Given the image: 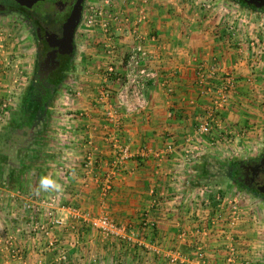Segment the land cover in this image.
Returning <instances> with one entry per match:
<instances>
[{
  "label": "crops",
  "instance_id": "0c3cea01",
  "mask_svg": "<svg viewBox=\"0 0 264 264\" xmlns=\"http://www.w3.org/2000/svg\"><path fill=\"white\" fill-rule=\"evenodd\" d=\"M219 4L205 10L191 0H148L145 5L149 19L144 30L152 55L149 68L159 76L146 88L145 108L130 116L121 115L119 125L109 122L104 109L95 107L94 101L102 85L112 89L116 97L120 84L106 81L105 68L110 62L124 68L123 60L133 38L119 37V48L109 55L102 49L104 38H90L92 31L86 30L87 37L96 40L98 46L89 45L86 50V45L83 49L79 63L82 77L78 81L81 87L70 89L68 95L75 100L55 116L56 130L44 150L49 155L38 154L36 145L33 157L21 146L16 148V158L0 153V264H15L2 253L3 239L10 235L23 247L25 264H55L57 246L63 244L69 246V259L78 257L76 262L86 259L84 249H96L92 257L99 258L101 264H107L110 258L128 264H179L172 257L193 252V240L185 242L179 234L209 219L205 215L208 212L200 209L204 204L199 208L195 199L203 193L200 184L204 174L199 170L206 163L204 156L215 149L225 152L228 148L235 154L264 145V132L251 128L254 122H264V55H258L246 40L247 35L264 38V20L237 15L238 7L226 1ZM117 6L135 17L131 0ZM234 26L238 35H233ZM230 75L235 84L222 114L226 131L202 137L198 123L214 107L216 91ZM77 85L75 82L73 87ZM8 95L0 90V98ZM6 108L0 107L4 112L0 119L5 123L10 119ZM81 112L86 115L81 116ZM242 130L246 135L238 138ZM192 136L199 137L201 151L191 163L184 164L181 149ZM32 139L36 144L34 136ZM115 140L128 144L132 156L115 176L110 194L104 197L99 179L115 157ZM88 141H92L97 158L89 174L82 166ZM7 142L0 141V150L8 146ZM169 143L176 146L175 151L164 156ZM42 176H50L60 188L37 193ZM50 194L58 196V214L65 218L64 225L54 228L56 247L52 249L47 248L48 237L43 233L28 234L31 228L24 232L18 229L42 217L38 211L32 214L29 208ZM100 215L132 231L134 241L123 244L107 238L84 221L85 217ZM80 247L82 252L78 253Z\"/></svg>",
  "mask_w": 264,
  "mask_h": 264
},
{
  "label": "rangeland",
  "instance_id": "374dc122",
  "mask_svg": "<svg viewBox=\"0 0 264 264\" xmlns=\"http://www.w3.org/2000/svg\"><path fill=\"white\" fill-rule=\"evenodd\" d=\"M99 1L100 0H87L83 20L77 32L76 54L73 61L72 70L69 72L64 84L59 87V90L57 91L55 97H53L51 102L47 104L46 109L42 108V106L37 105L34 99L31 100V97H29L28 95V87L30 84L32 68L34 64V47L32 44V40H30V36L26 31L24 22L20 21L19 18H14V14H10V16L0 14V34L3 39V41L0 42V44L3 45V47L0 48V73H3V75H0V90H3L4 92L9 94L8 96H2L0 98V107L5 108L6 106V109L10 110V119L7 120V123H5L2 118L0 119V125H2L3 129L2 131H0V133H5V135L8 136V146H6V148L3 147L0 150V153L2 155L5 154L8 157L16 158L18 156V152L16 151V148L18 146L25 147L24 151H27V149L30 148L31 152L33 151L34 153H36L37 150L33 148L34 145H36L37 148L40 149V152H38V154L42 153L49 155V153L45 152L44 150L49 147V143L52 140L51 135H53L52 133H54V131L56 130L57 124L55 123V116L57 115L58 111L65 109V107H68L69 104L73 100H75L73 99L74 97L68 95L72 93L70 89L81 87L82 82L78 81L82 77V72H79V70L81 69V65L79 63L81 61L80 58L82 57V52L85 51L83 49H85L84 47L86 45H88L86 50L89 48V45L98 46V42L96 43V40L90 38L95 37L94 39H97L99 35L103 37V32H99V30H101V27L99 25L90 27L86 26V10L88 4L98 2V5L100 7L104 5L103 2ZM129 1L130 0H114V2L116 3H124ZM211 1L215 6H219L221 5L219 4L220 1L226 0ZM235 6L238 7L236 9L239 10V12H237V15H239V13H242L245 15L253 16L254 20H264V13L262 12L247 9L240 5ZM198 7L200 6L198 5ZM254 28L255 27H252V30ZM87 29L92 31V33H90V38L87 37ZM76 70L78 72H76ZM72 75L73 77L71 78ZM14 80H16V82H14ZM75 82H77L78 85L73 87V84H75ZM75 94L77 96V93ZM75 104L76 101H74V105ZM94 104L95 107L99 106L100 108H103L106 112L105 114L107 115L108 109L105 105L97 103L96 101H94ZM114 104L115 101L112 100L111 105ZM3 113L4 112H0V117H2ZM24 115L27 116L26 120L23 119ZM254 123L255 124L251 127L252 130L257 129L264 132L263 121H257ZM238 133L240 134L238 138L246 135L244 134L243 130ZM33 136L36 139V144L32 142ZM215 150L216 151L208 153L204 156L206 157V163L203 164V166H201L199 170L204 174V177H202L204 181H201L200 184V186L202 185L201 191L203 193L200 192V194H197V196H195V199H197L196 206L199 207V204L200 206L204 204L202 205L203 207L201 206V208H199L203 210V212H208L205 215L206 217L209 215L210 219H205V221L197 223L195 228L202 226H210L212 228L213 225L209 223L211 222L212 218L216 217L217 215H220V218H218L216 224L217 226H222V228H220L221 230L217 228V230H213L211 238L208 241L202 240L201 246L208 248L206 250H208L210 253V264H230L226 260L231 256L233 259H235V261L233 262L234 264H239L242 261H244L245 264H264V204L259 199L245 193L242 189H240L239 186L233 181L232 177L233 165L240 160L258 156L264 150V145L261 147L250 148L249 152L235 154L228 152V148L225 149V152H222V150L220 149ZM124 164L125 162L121 165L115 176H117ZM109 167L110 165L108 166V170L110 169ZM99 188H102L101 184H99ZM112 189L113 185L111 190L107 195H104V197H107ZM53 195L58 198V196L55 194L43 196L35 204H33L34 206L29 208L31 211H33L32 214L38 211V213L42 214V217H40L39 220L31 221L28 227L19 226L18 229H22L20 231L24 232V230L26 229H32V226L37 222L46 223V226H48V219L45 216L48 206L44 204L43 201L49 200L50 196ZM228 198L230 201H233V203H235V205H237L238 207L239 219L235 220V225H230L232 219L230 218L231 208L229 207V203L227 202ZM207 206H209V208H207ZM59 208L60 206L58 198V201L56 202L54 208L55 216L65 221V218L58 214ZM231 217H233L232 214ZM62 225H64V223ZM53 231L54 228L50 231L51 235H49L48 238L47 236H45L47 238V241L49 239L53 240ZM126 231L132 239L126 240L125 243L122 241L120 242L123 244L132 243L134 241V235H132V231L129 232L128 229H126ZM29 233H33V231H29L28 234ZM43 234L45 235V233ZM104 236L107 238H112L110 236ZM14 243L23 251V260L19 261V259L17 258H12L10 249L3 246L4 251L2 253L5 254L7 258L5 259L8 262H14L15 264H25L26 259L23 247L15 241ZM46 246L49 249L56 247V245L49 246L48 244ZM57 247L59 251L56 257L55 264H101L99 263V258L92 257L93 254H96V249L94 251H91V249H87L86 251L84 249L83 254H86V259L84 258V261L79 260L78 262H76V259L78 257L75 258L74 261L69 259V246L63 244L62 246ZM80 249L81 247L79 248L78 253H80V251L82 252V250ZM196 249L197 246H193V252L187 256L189 257L190 255H196ZM64 251L66 252L67 259L65 261H59L58 258ZM81 258L83 257L81 256ZM107 264L128 263H119V261L115 262V258H110V261H108ZM179 264L181 263L179 262Z\"/></svg>",
  "mask_w": 264,
  "mask_h": 264
},
{
  "label": "built area",
  "instance_id": "2783aa9c",
  "mask_svg": "<svg viewBox=\"0 0 264 264\" xmlns=\"http://www.w3.org/2000/svg\"><path fill=\"white\" fill-rule=\"evenodd\" d=\"M192 2L198 3L200 7L205 10H209L215 7L211 0H191ZM104 5L101 7L98 2L89 3L87 7L86 14V26L99 25L103 31V44L102 49L109 55L116 53L119 48V37L131 36L133 38V43L131 47L127 50L125 59L123 60L124 68H118V66L110 62L105 68V79L113 80L115 83L120 84V88L115 93L116 97H113L114 92L112 89L106 85H102L100 88L99 97L95 99L97 103L105 105L107 107V117L109 122L114 125L120 124V116H130L131 114L140 111L145 108L146 97L145 91L150 81H154L158 78V73L149 68V61L151 59V53L146 45L147 33L144 27L148 21V12L146 9V3L148 0H131L133 5V11L135 12V17L123 6L118 7V3L114 0H100ZM105 7V9H104ZM233 35L236 33L238 35V28L234 26ZM250 34V33H248ZM240 35V34H239ZM247 42L251 48L257 52L258 55H264V38L257 39L251 35H247ZM2 36L0 34V42H2ZM3 47L0 44V48ZM16 82V80H15ZM235 84V78L231 75L228 76L226 82L217 89L216 97H214V107L206 113L203 119L198 123L197 131L202 137L213 136L214 133H224L226 131V125L224 118L222 116L223 110L226 105L230 102L232 97H229L230 91ZM114 100L115 104L111 105V101ZM110 104V105H109ZM81 116H85L84 112L80 113ZM229 135L232 131L228 130ZM220 134V135H221ZM240 134L238 133L237 136ZM199 137L192 136L188 137L181 149V159L184 164H189L191 161L200 153V143L198 141ZM230 139H227L229 141ZM121 141L115 140L114 144V159L111 161L110 169L106 171L105 175L101 177L102 185L101 192L102 195H107L111 190L113 185V180L115 174L120 169L121 165L132 156L131 147L128 144L120 143ZM88 148L84 155V162L82 164L86 173L93 172L95 164L97 162L95 148L92 147V141H88ZM175 145L169 143L163 155L171 154L175 151ZM64 167V166H63ZM66 168V167H64ZM69 169V168H68ZM71 170V169H69ZM64 172H67L65 169ZM58 201L56 196H50L49 200L43 201L44 204L48 206L46 209L45 216L48 219V226L46 223L37 222L32 226L31 231L38 233H45V236L51 235L50 231L59 227L64 223L62 219L55 216V204ZM229 207L231 208V214L233 217L230 218L232 221L230 225H235V220L239 219L238 207L230 201L228 198ZM234 204V205H233ZM222 211V210H220ZM220 218V215L212 218L209 224L213 227H197L192 230L183 229L179 238L184 241H192L197 246L196 255L187 256L183 253H177L176 256L172 257L173 261L180 262L181 264H210V253L208 248L201 246L202 240L208 241L211 238L212 231L222 228V226H217L216 222ZM86 221L93 229L101 232L103 235L110 236L112 238L118 239L120 241L131 240L132 238L126 231V227L118 224L112 218L107 215H100L97 217H85ZM210 219V217H209ZM215 226V227H214ZM217 228V229H216ZM221 230V229H220ZM222 236V235H221ZM48 245H55L54 240L49 239ZM6 248L10 249L11 257L23 260V251L17 247L14 243L13 236L3 239L2 242ZM2 251L3 247H2ZM65 252V251H64ZM60 254L58 260L65 261L67 259L66 252ZM57 260V261H58ZM230 264H234L235 259L229 257L227 260ZM239 264H245L244 261Z\"/></svg>",
  "mask_w": 264,
  "mask_h": 264
},
{
  "label": "flooded vegetation",
  "instance_id": "af4514ba",
  "mask_svg": "<svg viewBox=\"0 0 264 264\" xmlns=\"http://www.w3.org/2000/svg\"><path fill=\"white\" fill-rule=\"evenodd\" d=\"M231 4L264 13V0H226ZM87 0H0V14L19 18L34 47V64L29 97L42 108L55 97L69 72L76 54V37ZM78 8L75 26L67 22ZM233 181L245 193L264 204V150L233 165Z\"/></svg>",
  "mask_w": 264,
  "mask_h": 264
},
{
  "label": "clouds",
  "instance_id": "9594fccd",
  "mask_svg": "<svg viewBox=\"0 0 264 264\" xmlns=\"http://www.w3.org/2000/svg\"><path fill=\"white\" fill-rule=\"evenodd\" d=\"M60 185L56 183L50 176H42L39 181V187L37 193L41 190L49 191V190H58Z\"/></svg>",
  "mask_w": 264,
  "mask_h": 264
},
{
  "label": "water",
  "instance_id": "95a60500",
  "mask_svg": "<svg viewBox=\"0 0 264 264\" xmlns=\"http://www.w3.org/2000/svg\"><path fill=\"white\" fill-rule=\"evenodd\" d=\"M1 7V5H0ZM78 18V8L74 11V13L72 14L71 18L69 19V21L67 22V26H69L70 28L74 27L76 24V20Z\"/></svg>",
  "mask_w": 264,
  "mask_h": 264
},
{
  "label": "trees",
  "instance_id": "16d2710c",
  "mask_svg": "<svg viewBox=\"0 0 264 264\" xmlns=\"http://www.w3.org/2000/svg\"><path fill=\"white\" fill-rule=\"evenodd\" d=\"M23 119L26 120V119H27V116L24 115ZM7 137H8V136H6L5 133H0V141H5V142H6V141H7ZM25 152H28V156H30V157H33V156H34V155L32 154V152L30 151L29 148H28L27 151H25Z\"/></svg>",
  "mask_w": 264,
  "mask_h": 264
}]
</instances>
